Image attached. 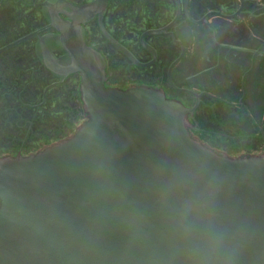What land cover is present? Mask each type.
Wrapping results in <instances>:
<instances>
[{"label":"water","instance_id":"water-1","mask_svg":"<svg viewBox=\"0 0 264 264\" xmlns=\"http://www.w3.org/2000/svg\"><path fill=\"white\" fill-rule=\"evenodd\" d=\"M52 22L58 34L0 54L37 35L60 79L50 87L79 74L87 121L35 154L0 158V264H264V155L204 145L193 110L162 91L107 88L81 26L59 12Z\"/></svg>","mask_w":264,"mask_h":264},{"label":"flooded vegetation","instance_id":"flooded-vegetation-1","mask_svg":"<svg viewBox=\"0 0 264 264\" xmlns=\"http://www.w3.org/2000/svg\"><path fill=\"white\" fill-rule=\"evenodd\" d=\"M62 2L73 7L72 18ZM54 12L79 24L87 45L102 54L107 88L164 92L193 110L191 135L213 150L226 135L209 128L264 116V0H0V50L31 34H58ZM38 42L35 35L0 54V100L19 91V108L46 117L58 90L81 78L50 87L60 79L43 66ZM37 85L41 99L32 106Z\"/></svg>","mask_w":264,"mask_h":264},{"label":"rangeland","instance_id":"rangeland-1","mask_svg":"<svg viewBox=\"0 0 264 264\" xmlns=\"http://www.w3.org/2000/svg\"><path fill=\"white\" fill-rule=\"evenodd\" d=\"M79 86L80 79L73 78L65 88L58 90L60 98L57 103L49 105V114L46 117L42 112L33 109L24 110L21 106L19 108V91L13 94L7 103L0 100V104L8 105L7 107L0 105V157L15 156L20 148H23L24 156L35 154L72 137L76 130L87 121V116L85 117L83 106H81ZM35 91L38 93L31 97L32 106L40 103L41 86L33 87L32 92L35 93ZM73 92L76 93V100L73 94L71 95ZM12 107L15 109H6ZM259 119L240 120L238 125L233 127L212 126L209 130L217 133L223 132L226 135V138L220 137V142H214L213 147L231 157L264 155V116L262 113Z\"/></svg>","mask_w":264,"mask_h":264}]
</instances>
